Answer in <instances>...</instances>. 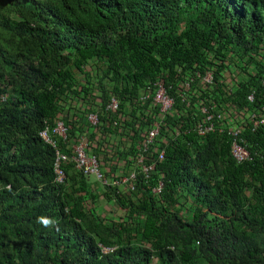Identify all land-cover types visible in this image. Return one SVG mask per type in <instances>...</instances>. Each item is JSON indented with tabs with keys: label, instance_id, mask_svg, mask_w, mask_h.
Instances as JSON below:
<instances>
[{
	"label": "trees",
	"instance_id": "1",
	"mask_svg": "<svg viewBox=\"0 0 264 264\" xmlns=\"http://www.w3.org/2000/svg\"><path fill=\"white\" fill-rule=\"evenodd\" d=\"M261 47L264 0H0V264H264V158L236 161L195 110L198 95L240 107L263 93ZM227 70L242 77L230 93ZM160 83L176 117L152 102ZM97 110L89 140L107 183L72 161L59 182L57 153L73 154ZM244 136L264 153V125Z\"/></svg>",
	"mask_w": 264,
	"mask_h": 264
},
{
	"label": "built area",
	"instance_id": "2",
	"mask_svg": "<svg viewBox=\"0 0 264 264\" xmlns=\"http://www.w3.org/2000/svg\"><path fill=\"white\" fill-rule=\"evenodd\" d=\"M146 90H143L142 94L139 96L142 101L148 100L150 97V93H146ZM153 103L160 105V110L163 112L172 111V107L174 104V101L172 98L167 94L165 86H163L162 83L158 84V88L156 90L155 95L153 96ZM106 110L111 111V113L117 112L119 110V102L115 97L111 98L110 101L106 104L105 107ZM87 122L88 125L83 127L84 132L78 134V139L73 140V143L71 144V149L73 154L69 156V154H60L57 153L56 160H55V171L57 174V180L59 182H62L65 177V170L62 166L63 162L65 161H72L75 164V167L78 168L83 172L86 176H94L98 180H102L104 183H107L108 179L105 178L104 172L102 170V166L105 165L103 162V157L100 158V156L96 153V151L93 150V147L91 146V141L89 140V132L91 129H94L95 126L98 124H103V121L100 119L99 111L91 112L87 115ZM257 123V121H256ZM163 124V118H161L160 124H153L149 131L146 134H143L142 141L139 145L140 151H138V162L142 161L144 156L142 155L141 151L147 150L151 147V145L154 143L155 138L160 133V127ZM202 127L205 128V130H209L210 127H205L203 124H199L198 129L202 132ZM55 133L57 135L66 138L67 137V127L65 126L64 122L61 120L57 121V125L55 127ZM238 130L233 132V134H237ZM42 136L45 138V140L50 141L54 143L46 130L42 131ZM122 138L117 137V142L114 140V138L110 139L107 137V143L109 150L112 151L114 146H119L121 149L123 148L124 144L127 141V137L124 136V142L121 143ZM159 157L163 158L164 151L159 150ZM232 154L234 158L237 161H243L245 159L251 158L249 152L239 145L237 141H234L232 144ZM110 164V163H109ZM108 164V165H109ZM123 164V163H122ZM120 163V165H122ZM105 168V167H104ZM143 169L145 171H148L151 169V166H143ZM135 178V173L129 172V175L127 177L123 178V181H127L129 177ZM104 251H107L105 248Z\"/></svg>",
	"mask_w": 264,
	"mask_h": 264
},
{
	"label": "clouds",
	"instance_id": "3",
	"mask_svg": "<svg viewBox=\"0 0 264 264\" xmlns=\"http://www.w3.org/2000/svg\"><path fill=\"white\" fill-rule=\"evenodd\" d=\"M258 50L260 51L261 55H264V48L261 47ZM254 56L257 57L258 55L254 54ZM241 79L242 77L239 75L238 70L235 71L227 70L223 73V76H221V78L219 79V83L223 85V88L226 92L230 93L233 91L234 86L240 84ZM203 81L213 82L212 73L210 71L204 75L203 80L201 82ZM261 83L264 87V79L261 81ZM206 88H207L206 85L204 84L200 85V89H206ZM207 99L208 101H205L204 99L200 100L198 95V102L200 103H198V108L195 109L196 111L199 112L198 113L199 120H198L197 128L199 124H203L205 127H210V129L207 131L212 130L220 134H225L230 139L231 153H232V144L234 141H237L239 145L244 147L249 152L251 157L243 161L253 160L254 156L261 157V155L264 158V153H262L261 151L256 150L252 152L248 148L247 146L248 142L244 136V132L246 129L255 131L258 127L264 125V92L258 93L257 89L251 88V92L247 96L246 103L241 105L240 107L235 106V104L233 105L230 104L229 101L218 103L214 101V99L212 98L211 99L207 98ZM187 102L188 104H190V100H188ZM168 112H171L173 116L176 117L173 111L170 110ZM182 114L177 112V118ZM163 125H165V118L163 119ZM175 127L176 126L173 125L170 128L174 129ZM237 130L238 133L233 134V132ZM243 161H239V162H243ZM146 166H151V169L148 171H151L153 169V165H146ZM157 190L160 191L159 188ZM37 222L42 224L44 227H51L56 224L54 220L46 217H38Z\"/></svg>",
	"mask_w": 264,
	"mask_h": 264
},
{
	"label": "rangeland",
	"instance_id": "4",
	"mask_svg": "<svg viewBox=\"0 0 264 264\" xmlns=\"http://www.w3.org/2000/svg\"><path fill=\"white\" fill-rule=\"evenodd\" d=\"M121 163H122V161H121Z\"/></svg>",
	"mask_w": 264,
	"mask_h": 264
}]
</instances>
